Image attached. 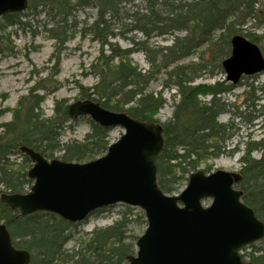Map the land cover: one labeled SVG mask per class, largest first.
Listing matches in <instances>:
<instances>
[{"label": "trees", "instance_id": "trees-1", "mask_svg": "<svg viewBox=\"0 0 264 264\" xmlns=\"http://www.w3.org/2000/svg\"><path fill=\"white\" fill-rule=\"evenodd\" d=\"M134 1L143 3V7L135 10L127 7ZM86 6L97 8L91 32L101 48L99 56L90 65L97 82L91 88L78 86L77 101H92L108 111L160 124L164 146L156 159V180L164 194H177L189 175L207 158H217L223 153L230 122L220 123L218 117L229 112L230 105L223 102L221 96L229 93L234 85L225 80L194 84L205 64H174L206 45L216 59L217 70L223 75L221 62L230 54V38L234 35L256 44L264 57V0H28L27 10L36 12L40 9L41 12L48 9V16L55 22L49 31L51 38L61 45L70 35L67 18L71 17L75 7ZM24 15L3 16L0 30L7 25H23L20 17ZM106 16L120 23L117 34L110 30ZM132 31L139 32L144 38L142 42L131 40V43L138 47L137 51L149 56L148 70L132 64L129 56L135 49L123 50L108 41L109 37L124 38ZM175 32L185 35L179 37L174 35ZM153 36H172L173 41L169 46L151 49L146 41ZM8 41L9 38L0 33V54L5 51ZM103 47L108 50V55H104ZM162 71L165 75L163 87L174 88L170 98L173 112L164 122L158 121L155 115L166 101L161 93L147 91L151 80ZM39 89L36 85L31 87L17 100L15 107L8 110L11 120L0 124V196L24 194L32 184L27 177L31 162L20 152L23 146L47 160L68 163L94 160L104 155L108 148L111 129L101 127L89 118H82L89 128L82 140L62 142L61 132L72 130L71 123L75 119L69 118L65 99L55 101L52 116L44 117L41 110L44 97L38 94ZM255 90L253 84L247 85L244 109L238 112L237 106L232 113L234 118L252 122L250 115L257 106L253 99ZM244 146L240 158L241 180L236 188L242 193V202L264 223V137L248 141ZM255 151L261 152L258 160L251 158ZM16 156L20 158L19 162L12 158ZM203 171L209 173L210 166ZM123 207L125 211L121 218L107 228L90 232L88 238L81 240L78 248L70 253L65 250L71 238L68 231L78 224L68 223L57 215L35 212L21 217L0 202V224L5 225L14 248L29 254V264H121L133 253V243L139 236L127 235L128 224L146 225L141 212L131 218L134 209ZM128 237L132 239L130 243L125 242ZM247 249L249 252H245ZM243 251L245 261L264 264V239L259 246L251 244Z\"/></svg>", "mask_w": 264, "mask_h": 264}, {"label": "water", "instance_id": "water-1", "mask_svg": "<svg viewBox=\"0 0 264 264\" xmlns=\"http://www.w3.org/2000/svg\"><path fill=\"white\" fill-rule=\"evenodd\" d=\"M28 0H0V17L21 13ZM225 81L237 85L242 77L264 71L256 44L240 35L230 38V55L221 62ZM70 119L87 117L123 134L106 153L85 163L47 160L28 147L20 152L31 161L25 194H3L0 202L21 217L35 212L79 223L96 210L123 204L140 209L146 227L135 242L136 253L123 264H253L241 257L242 248L264 239V223L241 200L234 188L236 172L197 170L178 193L164 194L156 180V159L164 146L160 124L115 113L92 101L67 106ZM209 200V204L204 202ZM29 254L14 248L0 224V264H29Z\"/></svg>", "mask_w": 264, "mask_h": 264}, {"label": "rangeland", "instance_id": "rangeland-1", "mask_svg": "<svg viewBox=\"0 0 264 264\" xmlns=\"http://www.w3.org/2000/svg\"><path fill=\"white\" fill-rule=\"evenodd\" d=\"M143 5L139 1H134L129 3L127 7L135 10V8H142ZM39 10L33 12L26 8L23 12L18 13L25 14L20 17V22L23 25H7L4 30H0V33L5 34L9 38L5 51L0 54V124L11 120V112L8 110H12L17 100L21 96L26 95L28 90L35 85L41 88L38 94L44 97L41 104L43 115L44 117H50L53 114L52 108L55 101L65 99L67 105H69L79 100L78 86L91 88L97 82L90 66L99 56L101 48L91 32V26L97 18V8L92 6L75 7L71 17L66 20V24L70 26V35H68L67 41L61 45H58L57 40L51 38L49 31L54 28L55 22L48 16V9L41 12ZM107 17L105 18L108 19ZM108 22L112 33L117 34L120 23L112 19H108ZM1 23L2 17H0ZM126 23L128 22L126 21ZM246 26L248 27L249 24ZM174 35L182 37L185 33L175 32ZM124 36V38L119 36L109 37L108 41L117 44L123 50L135 49L129 56L132 64L137 66L138 69L148 70L149 64L147 60L149 56L137 51L138 47L131 43V40L142 42L144 40L142 35L137 31H132ZM172 41V36H153L146 41V45L151 49H155L169 46ZM103 52L104 55L109 54L106 47H103ZM212 56L211 50L206 45H203L189 57L175 63L174 66L203 63L205 64V69L201 72L200 77L195 80L194 84H213L216 81L225 80V75L224 73L223 75L219 73L215 66L216 59L215 57L213 59ZM211 71L214 73L212 76H210ZM164 80L165 75L162 71V73L151 80L147 89L148 92L161 93L162 98L166 101L159 113L155 115V118L160 122L168 120L173 112L170 98L174 93V90H172L174 88L163 87ZM248 84H253L256 89L253 99L255 104H257L255 107L256 111L250 115L252 117L250 124L246 123L243 118H234L232 114L235 109L237 110V106H239L238 112L244 109L242 105L248 97ZM221 100L230 105V111H225L218 117L220 123L230 122V129L227 130L228 138L224 142L223 153L217 158H207L199 166V169L204 170L206 166H210V172L224 170L240 174L242 168L240 158L245 151L244 144L248 141H258L264 137V71L255 76L242 79L237 85H234V88L229 93L222 95ZM82 118L87 117L75 118L74 123H71L72 130L65 129L61 132L60 138L62 142L68 140L80 141L84 138L89 128L86 121ZM122 134L123 130L121 128H112L109 132V143L115 142ZM260 156V151H255L251 154V158L254 160H258ZM12 158H16L17 162L20 161L17 156ZM209 202V200H206L204 205L209 204ZM132 209L134 210L130 216L131 218H134L137 212H141L145 220V216L140 209ZM124 211L123 205L117 204L98 210L85 221L77 223V226L72 227L68 231L71 238L66 243L65 250L68 253L76 250L78 245L88 238L87 235L90 232L111 226L121 218ZM145 226H136L135 223L128 224L127 235L137 234L140 236ZM131 241L132 239L128 237L125 242L130 243ZM256 245L259 246L260 242H257ZM132 250L133 253L131 255L135 254L136 251L135 242ZM249 250L247 249L245 252H249Z\"/></svg>", "mask_w": 264, "mask_h": 264}]
</instances>
